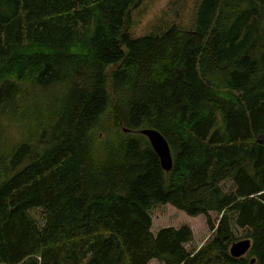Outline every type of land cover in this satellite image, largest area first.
<instances>
[{
	"label": "trees",
	"instance_id": "16d2710c",
	"mask_svg": "<svg viewBox=\"0 0 264 264\" xmlns=\"http://www.w3.org/2000/svg\"><path fill=\"white\" fill-rule=\"evenodd\" d=\"M142 1L0 0V264H264V0L133 39ZM160 205L212 236L154 233Z\"/></svg>",
	"mask_w": 264,
	"mask_h": 264
},
{
	"label": "rangeland",
	"instance_id": "374dc122",
	"mask_svg": "<svg viewBox=\"0 0 264 264\" xmlns=\"http://www.w3.org/2000/svg\"><path fill=\"white\" fill-rule=\"evenodd\" d=\"M139 8L131 9L130 17L133 21L131 34L133 39H138L148 35L161 34L174 24H181L186 28H192L195 23L197 11L201 0H143ZM53 93L49 101H59L64 96H57ZM38 105V104H37ZM34 106H32V110ZM11 137L18 136L17 132H11ZM227 190H230L231 183L224 184ZM34 218L40 222L43 221L42 210L32 211ZM153 228L155 233L163 227L179 228L188 225L194 233V241L188 246L189 251L200 248L212 236L209 231L207 220L204 215L190 217L184 212L177 210L171 205H160L152 210ZM213 219L217 217L212 214ZM249 239L247 233L237 230L236 242ZM232 247V246H231ZM231 250V248H230ZM150 264H161L159 261H152Z\"/></svg>",
	"mask_w": 264,
	"mask_h": 264
},
{
	"label": "water",
	"instance_id": "95a60500",
	"mask_svg": "<svg viewBox=\"0 0 264 264\" xmlns=\"http://www.w3.org/2000/svg\"><path fill=\"white\" fill-rule=\"evenodd\" d=\"M125 131L127 132L128 130ZM140 133L148 139L153 150L156 152L160 159L162 168L166 172H170L173 167V156L170 145L164 135L158 130L150 128L143 129L140 131ZM251 247V239H245L240 242H235L231 247L230 253L233 257L240 258L245 256L250 251ZM254 262L255 260L252 261V264Z\"/></svg>",
	"mask_w": 264,
	"mask_h": 264
},
{
	"label": "bare ground",
	"instance_id": "6f19581e",
	"mask_svg": "<svg viewBox=\"0 0 264 264\" xmlns=\"http://www.w3.org/2000/svg\"><path fill=\"white\" fill-rule=\"evenodd\" d=\"M161 164V163H160Z\"/></svg>",
	"mask_w": 264,
	"mask_h": 264
}]
</instances>
